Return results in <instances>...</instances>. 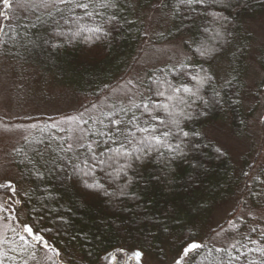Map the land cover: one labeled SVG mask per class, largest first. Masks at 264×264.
Segmentation results:
<instances>
[{"label": "trees", "instance_id": "obj_1", "mask_svg": "<svg viewBox=\"0 0 264 264\" xmlns=\"http://www.w3.org/2000/svg\"><path fill=\"white\" fill-rule=\"evenodd\" d=\"M166 2L171 0H118L119 19L106 25L110 34L99 39L91 33L71 38L75 25L68 5L55 6L45 17L32 20L38 25L34 28V35L46 30L43 35L45 43H40L41 47L38 46L35 52L37 59L41 60V64L48 65V71L52 72L60 69L59 65L53 64L59 59L72 76L78 77L80 94L82 92L80 108L97 103L109 93L116 81L128 77L147 45L183 38L182 46L190 52L189 45L196 47L199 42L211 43L214 33L209 19L213 11L226 18L221 22L231 34L223 53L210 63H203L213 73L222 68L224 80L232 81L222 90L223 103L210 105L205 109L206 115H194L186 123V130L199 135L190 136L183 146V154L167 159L165 165H161L155 157L144 161L124 178L130 180L126 186L124 179H111L99 168L95 174L85 176L88 168L82 162L87 153L83 149L78 150V147H73L71 151L61 150L57 143H53L58 139L57 132L47 128L14 152L18 181H12V184L16 194L13 197L7 189L0 190V193L21 201L17 213L22 211L23 222L31 223L41 231L49 244L59 251L55 264H130L127 257L137 252L157 264H173L182 246L188 242L207 243L213 248L208 242L214 232L211 230L212 218L222 205L239 199L240 194L247 191L250 203L255 206L260 194L264 193V172L250 179L254 163L249 166L244 162L243 171L235 174L228 154L217 148L205 134L208 127L220 124L236 138L245 135L248 116L243 111L241 95L247 48L252 38L246 23L264 16V0H218L209 12L201 10L180 15L165 7ZM77 14H80L79 10ZM158 14L160 19L156 23ZM15 19L18 18L10 20L13 22ZM23 22L31 21L23 19ZM82 23L92 26L87 18ZM205 26L208 32H205ZM6 27L12 37L19 33L10 25ZM217 27L219 30V25ZM57 32L65 35L57 37ZM0 39L1 43L12 40L7 38V34ZM54 43L59 46L52 47ZM259 65L263 78L256 91L262 98L264 124V56L259 58ZM170 67L173 66H161L146 73L140 83L142 92L147 95L151 79L161 75L159 69ZM220 84L216 80L217 89ZM206 96H212V88L207 89ZM120 105L112 104L103 115ZM262 137L264 140V135ZM89 141L85 139L84 143ZM37 169L44 174L43 181L29 174ZM90 179L99 181L104 187L87 189L85 181ZM239 182L242 183L240 186ZM241 186L244 189L238 191ZM105 190L109 195H104ZM26 192L32 197L31 202L24 195ZM3 214L0 212V215ZM252 237L258 238L254 234ZM38 248L30 247L23 258H18L17 264H23V260L32 264L34 259L29 258L30 253L37 255ZM5 264H12V261Z\"/></svg>", "mask_w": 264, "mask_h": 264}, {"label": "rangeland", "instance_id": "obj_2", "mask_svg": "<svg viewBox=\"0 0 264 264\" xmlns=\"http://www.w3.org/2000/svg\"><path fill=\"white\" fill-rule=\"evenodd\" d=\"M42 5L43 0H10V7L5 8L0 0V29H2L0 38L7 34V38L15 41V43L12 40L0 42V48L2 47L0 49V184L12 183V181L17 183L14 152L32 136L46 128L52 129L57 132L58 137L53 143L55 145L57 143L61 150L69 151V144L77 148L85 142V139H92L90 132L99 127L92 123L93 120L102 119L103 113L109 111L108 108L112 104H121L122 101L127 104L129 90L132 89L128 81H132V84L137 86L133 91L142 92L140 83L144 81L146 73L161 66H176L184 60L186 54H189L182 46L183 38L163 44L147 45L128 77L122 81H116L109 93L95 103V108L93 105L80 108L82 92L80 94L78 77L72 76L59 59L53 64L59 65L61 70L57 69L55 72L48 71V65L41 64V60L37 59L35 52L38 46L41 47L40 43H45L43 35L46 30L36 32L34 35V28L38 25L32 20L41 16L45 17L55 6H58ZM154 16L156 14L152 16L153 19ZM12 18L19 20L15 19L16 21L11 22ZM23 19L31 22H23ZM158 19L160 14L156 17V23H159ZM9 25L14 31L18 29L19 33L17 32L15 37L6 31V26ZM213 28L218 30L217 25H213ZM246 29L252 38L247 48L244 90L241 95L243 111L248 116L245 135L236 138L230 134L227 127L220 124L208 127L205 134L217 148L228 154L234 164L235 174L238 172L237 175H239L243 171L244 162L249 166L254 163L249 177L253 179L259 175V172H264L262 98L256 91L257 85L263 78L259 58L264 56V16L248 21ZM17 36L21 37L17 38ZM215 72L218 84L223 83L225 78L223 69L219 68ZM37 117L52 118V120H21ZM84 120H88L89 123L85 125ZM32 125L36 127L33 128ZM240 184L242 183L239 182L238 185ZM242 188V186L238 187V191ZM6 198L7 196L0 193V203H3ZM249 200V194L246 191L240 194L239 199L225 203L214 213L211 223V230L213 229L214 232L211 233L208 241L211 247H228L236 240L243 239L241 233H249L252 227L264 223V193L260 194L255 206ZM17 217V220L10 223L19 228V225L24 223L22 211H18ZM241 217L243 222L237 231L229 230L219 236L216 235L218 227L227 228L229 220L240 222ZM254 235L258 236V234ZM38 250L32 264L55 262L56 256L50 251H45L41 247ZM127 259L130 264H157L142 255L137 258L136 254H132Z\"/></svg>", "mask_w": 264, "mask_h": 264}, {"label": "snow or ice", "instance_id": "obj_3", "mask_svg": "<svg viewBox=\"0 0 264 264\" xmlns=\"http://www.w3.org/2000/svg\"><path fill=\"white\" fill-rule=\"evenodd\" d=\"M2 3L5 8L10 7V0H2ZM217 3L218 0H171L164 6L170 8L176 15H180L201 10L209 12V9L215 8ZM49 4L69 6L68 11L72 13L71 19L75 25L71 31L72 37L80 36L82 33H91L97 39L108 36L110 32L105 26L119 19L118 0H43L42 6L46 7ZM57 11H60L59 7ZM85 18L92 26L82 23ZM224 19L226 18L220 17L215 11L211 12L209 23L219 25V30L213 28L211 43L204 41L199 42L196 47L189 45L190 52L180 64L159 69L161 75L151 79L147 95L138 90L133 91L137 86L132 84V81H128L132 89L129 90L127 104L122 101L119 107L114 106V110L104 114L102 119L92 121L99 125L95 131L90 132L93 138L88 143L78 146V150L83 149L87 153L86 159L82 162L88 168L84 173L85 176L95 174L96 169L99 168L107 177L120 181L127 178L131 171L146 160L155 157L161 165H165L167 159L183 154V146L188 138L199 135L186 130V123L191 121L194 115H206L205 109L210 105L222 104L224 101L222 90L232 83L231 80L225 79L217 89L216 74L210 68L203 66V63H210L222 54L230 42L228 37L231 34L221 22ZM204 30L209 31L207 26ZM64 35L65 33L62 32L55 33L57 37ZM58 46L52 44V47ZM208 88H212L211 97L206 96ZM136 97L139 99L137 100ZM93 107L95 108L96 105L93 104ZM196 108L200 110L197 112ZM83 123L86 125L89 121L84 120ZM32 127L35 128L36 125ZM72 147L69 144L68 150L71 151ZM25 155L27 156V153ZM29 174L36 180L45 179L39 169L30 171ZM128 183L130 180L124 179V185ZM85 187L96 190L104 186L99 181L90 179L85 181ZM4 189L15 196L16 188L11 182L0 184V190ZM24 195L31 202L32 197L27 192ZM104 195L107 196L109 193L105 190ZM20 205L21 201L12 197L0 203V212L4 213L0 215V264H5L6 261L17 264L18 258H23V254L28 252L30 247L37 246L59 256V251L50 245L42 232L36 230L31 223L20 224L19 228L10 223L18 219L17 208ZM32 210L36 211L35 208ZM239 220L240 222L229 220L228 227H221L216 235L219 236L229 230L237 231L241 227L243 217ZM252 234H258V238H253ZM240 235L243 237L242 240L238 239L225 248L213 249L208 247L207 243L194 240L188 242L182 246L173 264H189V262L190 264H264V223L252 227L249 233ZM140 255L141 253H136L137 258ZM35 257L36 253L31 252L29 258L35 259ZM23 264H27V260H23Z\"/></svg>", "mask_w": 264, "mask_h": 264}]
</instances>
